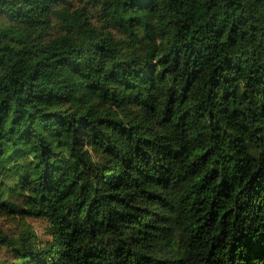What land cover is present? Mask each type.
<instances>
[{
	"label": "trees",
	"instance_id": "16d2710c",
	"mask_svg": "<svg viewBox=\"0 0 264 264\" xmlns=\"http://www.w3.org/2000/svg\"><path fill=\"white\" fill-rule=\"evenodd\" d=\"M0 264H264V0H0Z\"/></svg>",
	"mask_w": 264,
	"mask_h": 264
},
{
	"label": "rangeland",
	"instance_id": "374dc122",
	"mask_svg": "<svg viewBox=\"0 0 264 264\" xmlns=\"http://www.w3.org/2000/svg\"><path fill=\"white\" fill-rule=\"evenodd\" d=\"M27 221L35 228V230H37L39 232V234L41 236L44 235L43 231H42V227L44 225L43 220H39V219H27Z\"/></svg>",
	"mask_w": 264,
	"mask_h": 264
}]
</instances>
